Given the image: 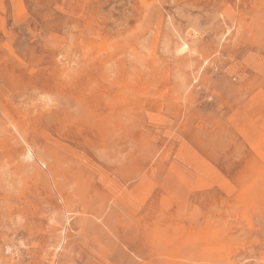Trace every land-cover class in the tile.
Masks as SVG:
<instances>
[{
  "label": "rangeland",
  "instance_id": "rangeland-1",
  "mask_svg": "<svg viewBox=\"0 0 264 264\" xmlns=\"http://www.w3.org/2000/svg\"><path fill=\"white\" fill-rule=\"evenodd\" d=\"M0 264H264V0H0Z\"/></svg>",
  "mask_w": 264,
  "mask_h": 264
},
{
  "label": "bare ground",
  "instance_id": "bare-ground-1",
  "mask_svg": "<svg viewBox=\"0 0 264 264\" xmlns=\"http://www.w3.org/2000/svg\"><path fill=\"white\" fill-rule=\"evenodd\" d=\"M165 45H167V44H165ZM63 57V56H62ZM61 57V58H62ZM66 63V62H65ZM67 72V71H66ZM42 95V94H41ZM43 97V96H42ZM44 100H45V98H44ZM47 105V104H46ZM49 107V106H48ZM50 109V108H49ZM221 175V174H220ZM230 186V185H229ZM246 187V186H245ZM108 191V190H107ZM149 191V190H148ZM111 193V192H110ZM113 195V194H112ZM112 197V196H111ZM114 197V196H113ZM128 199H130V198H128ZM165 200V199H164ZM168 200V199H167ZM166 201V200H165ZM167 202V201H166ZM142 204V203H141ZM133 207V206H132ZM132 210V209H131ZM182 214V213H181ZM191 221V220H190ZM194 223H195V221H194ZM198 224V223H197ZM189 225V224H188ZM187 225V226H188ZM193 225V224H192ZM193 227H194V225H193ZM196 227V226H195ZM212 229V228H211ZM193 230V229H192ZM212 232V231H211ZM194 233V232H193ZM181 234V233H180ZM195 234V233H194ZM203 234H204V231H203ZM211 234V233H210ZM191 236V235H190ZM196 236H198V235H196ZM199 236H200V234H199ZM202 236V235H201ZM193 238V237H192ZM194 239V238H193ZM202 239V238H201ZM203 241V240H202ZM209 243V242H208ZM176 246V245H175ZM55 248H56V246H55ZM59 248V247H58ZM170 258V257H169ZM204 262V261H203ZM168 263V262H167ZM172 263V262H171Z\"/></svg>",
  "mask_w": 264,
  "mask_h": 264
}]
</instances>
